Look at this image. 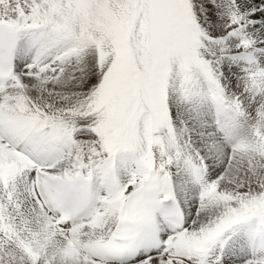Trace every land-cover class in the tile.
<instances>
[{"label": "snow or ice", "instance_id": "snow-or-ice-1", "mask_svg": "<svg viewBox=\"0 0 264 264\" xmlns=\"http://www.w3.org/2000/svg\"><path fill=\"white\" fill-rule=\"evenodd\" d=\"M0 264H264V0H0Z\"/></svg>", "mask_w": 264, "mask_h": 264}]
</instances>
